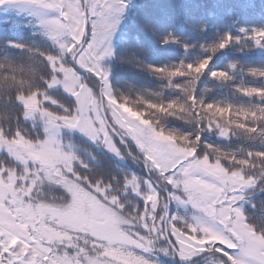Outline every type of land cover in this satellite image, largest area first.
<instances>
[{
    "label": "snow or ice",
    "instance_id": "snow-or-ice-1",
    "mask_svg": "<svg viewBox=\"0 0 264 264\" xmlns=\"http://www.w3.org/2000/svg\"><path fill=\"white\" fill-rule=\"evenodd\" d=\"M0 264H264V0H0Z\"/></svg>",
    "mask_w": 264,
    "mask_h": 264
}]
</instances>
